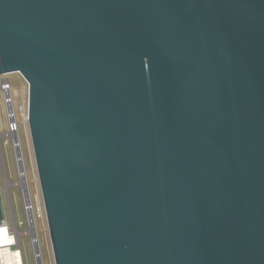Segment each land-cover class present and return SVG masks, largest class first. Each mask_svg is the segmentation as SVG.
<instances>
[{
	"label": "water",
	"instance_id": "water-1",
	"mask_svg": "<svg viewBox=\"0 0 264 264\" xmlns=\"http://www.w3.org/2000/svg\"><path fill=\"white\" fill-rule=\"evenodd\" d=\"M9 73L54 264H264V0H0Z\"/></svg>",
	"mask_w": 264,
	"mask_h": 264
},
{
	"label": "rangeland",
	"instance_id": "rangeland-1",
	"mask_svg": "<svg viewBox=\"0 0 264 264\" xmlns=\"http://www.w3.org/2000/svg\"><path fill=\"white\" fill-rule=\"evenodd\" d=\"M3 79L11 83L13 99L8 110L0 92V194L4 214L8 221L14 220L19 232L26 231L28 225L23 197H32L41 214V218L35 219L41 260L43 264H54L27 121L28 85L19 73L0 75V81ZM9 111L14 113L18 124L17 131L13 133L8 130ZM15 141L18 143L17 147L14 145ZM20 161L23 169L20 168ZM19 249L23 264H35L28 234L20 236Z\"/></svg>",
	"mask_w": 264,
	"mask_h": 264
},
{
	"label": "built area",
	"instance_id": "built-area-1",
	"mask_svg": "<svg viewBox=\"0 0 264 264\" xmlns=\"http://www.w3.org/2000/svg\"><path fill=\"white\" fill-rule=\"evenodd\" d=\"M0 92L4 97V103L10 110V105L13 104L11 95V83L7 79L0 81ZM18 124L15 119L14 113L9 111L8 115V130L13 133L17 131ZM15 147L18 146L17 141L14 143ZM23 209L27 218L28 228L26 231L19 232L16 228L14 220L8 221L6 217L0 222V264H6L5 260L9 252H13L19 249V238L21 235L28 234L30 237V243L33 248L35 264H43L41 260V252L39 249V237L35 225V219L41 218V214L37 210L36 204L32 197L28 195L23 197ZM21 254V253H20Z\"/></svg>",
	"mask_w": 264,
	"mask_h": 264
},
{
	"label": "bare ground",
	"instance_id": "bare-ground-1",
	"mask_svg": "<svg viewBox=\"0 0 264 264\" xmlns=\"http://www.w3.org/2000/svg\"><path fill=\"white\" fill-rule=\"evenodd\" d=\"M18 149V148H17ZM20 153V152H19ZM23 164L21 163L20 161V168L23 169ZM24 183V182H23ZM5 263L6 264H23L22 263V257H21V254L18 250H15L13 252H9L8 253V256L5 260Z\"/></svg>",
	"mask_w": 264,
	"mask_h": 264
}]
</instances>
